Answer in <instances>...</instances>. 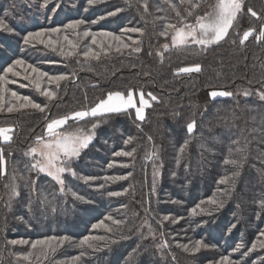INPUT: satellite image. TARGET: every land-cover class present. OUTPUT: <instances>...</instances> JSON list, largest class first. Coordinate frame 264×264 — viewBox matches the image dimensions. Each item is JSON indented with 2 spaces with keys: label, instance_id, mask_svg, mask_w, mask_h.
<instances>
[{
  "label": "trees",
  "instance_id": "obj_1",
  "mask_svg": "<svg viewBox=\"0 0 264 264\" xmlns=\"http://www.w3.org/2000/svg\"><path fill=\"white\" fill-rule=\"evenodd\" d=\"M146 2L147 9L145 0H97L93 4L48 0L46 6L44 0H0V19L15 30H0V75L16 59L26 62L23 68L17 67L20 77L8 75L16 83L6 86L0 111V128H13L10 141L0 138V264H220L224 256L236 264H264V248L259 246L264 241L260 236L264 232V99L260 97L264 92V40L257 38L264 30V0H243L225 39L206 47L170 46L173 31L167 36L161 32L167 24L178 28L195 24L197 17L211 12L216 0H192L199 5L194 9L181 0ZM110 12L117 14L109 16ZM73 20L85 24L79 26V36L67 31L69 39L79 45L75 55L68 56L64 54L69 51L63 40L64 25ZM56 27L62 31L51 34L53 40L59 37L55 50L38 41L24 43L27 32ZM131 28L143 31H123ZM88 29L111 32L121 40L97 36L93 45L91 37L82 36ZM249 29L255 31L241 43ZM135 41H139V52L132 51L137 47ZM122 44L130 47L117 52ZM88 47L101 53L98 61L83 58ZM27 65L50 76L69 74L73 78L60 82L59 87L44 78L41 91L57 94L49 100L23 78ZM194 65H200L201 71H180ZM129 90L143 91L150 102L144 121L130 108L69 120L60 129L89 132L98 125L92 142L70 165L77 177L63 175V193L56 181L31 167L36 158L26 153L37 144V137L47 138L49 122L88 110L110 92L127 95ZM12 91L48 107L45 112L26 108L9 113L11 103L19 107ZM212 91L233 95L213 99ZM193 120L196 128L189 133L187 124ZM130 136L133 140L126 144ZM133 148L130 157L114 155ZM231 160L237 163H225ZM129 172L132 175L126 180L103 179ZM80 177L96 179L84 183ZM125 190L118 197L108 195ZM210 199L223 206L208 203ZM197 205L204 211L193 214ZM109 215L125 223L116 227L106 219ZM166 215L172 219L163 220ZM102 219L113 227L112 232L93 229ZM65 236L69 241L37 261L31 242ZM85 236L104 240L94 242L93 248L82 247L79 241ZM12 240L30 243L11 245ZM200 240L208 247L198 252L178 246L193 248ZM254 242L257 248L249 252ZM237 245H242L239 252L234 251Z\"/></svg>",
  "mask_w": 264,
  "mask_h": 264
},
{
  "label": "snow or ice",
  "instance_id": "obj_2",
  "mask_svg": "<svg viewBox=\"0 0 264 264\" xmlns=\"http://www.w3.org/2000/svg\"><path fill=\"white\" fill-rule=\"evenodd\" d=\"M97 2V0H88L89 4H93ZM187 2L192 9L199 7L198 4H193L192 0H181V3ZM48 0H44V6H46ZM145 9H147V2L145 0L144 4ZM175 7V5H173ZM243 8V0H217V4L214 6V10L211 13L206 14L205 16H199L196 18L195 24H187L184 23L183 27H177L175 24H167L165 25V30L161 32L162 36H167L169 34V30L173 31L172 35V43L177 46H185L189 43L197 44L201 46H209L213 44H218L220 41L224 40L225 37L228 35L229 29L233 27V22L237 19V14L241 12ZM120 9H117L119 12ZM252 16H257V13L252 9H248ZM117 12H110L108 13L109 16H114ZM179 15V13H177ZM188 16L192 15V11L187 13ZM100 19H103L101 17ZM183 22V20H182ZM85 24L83 20H73L67 25H64L65 34L63 36V40L67 43L69 47V51L64 53L65 55L72 56L75 55V51L79 48V45L74 42L73 40L69 39L67 34L68 30H71L77 36L80 33L77 31L79 26ZM0 30H4L7 32H14L15 30L10 28L3 19H0ZM62 29L59 27L50 28V29H41L36 32H27V34L23 37L25 44H30L33 41H38L41 44H47L49 47H52L54 50L59 43V37L56 40L52 39L51 34L61 33ZM123 31H131L133 33H142L141 28H131V29H124ZM255 29H249L245 31L243 34V41L247 40L249 36L253 34ZM45 34H49L47 39H45ZM82 36L87 38L91 37L92 44H97V36L108 37L113 39L114 41H120L121 37L116 36L114 33L111 32H103V33H93L90 29L85 30L82 33ZM258 39L264 40V30L259 33ZM134 43L137 44V47L133 48L132 51L139 52L141 49L139 47V41H135ZM101 49L105 47L103 42H101ZM107 47H111L110 45ZM130 47L129 44H122L120 47H116L117 52H121L123 49H128ZM164 48L167 49L168 45L165 44ZM61 51L63 49L61 48ZM107 54V53H105ZM83 58L87 60H99L101 53L96 51L93 47H88L87 50L83 51L82 53ZM25 61L22 59H16L12 64H10L5 70L2 75H0V111L4 109V97L6 86L9 83H16V80H9L7 77L11 74L14 77H20L21 71H17V67H22L25 65ZM30 70V72H28ZM24 71L28 74L24 75L23 78L25 80H29L31 85L35 87L37 91H41V82L44 78H47V82L49 84H56L59 87L60 82L62 81H69L73 78L72 75L69 74H60V75H52L50 76L49 73L41 71L40 68H37L33 65H27V68ZM182 72H200L201 66L194 65L191 67H185L181 69ZM32 74H35L33 76ZM29 85H22V87H28ZM11 97L14 100L19 101V107L15 103H11L10 106L7 107V111L9 113L13 111H19L20 109L32 108L36 109L40 112H45L46 108L48 107L46 104L41 105L31 99L29 96H21L17 92L12 91L10 93ZM41 95L48 97L49 100H54L56 98V92L50 90H43L41 91ZM233 93L228 91H212L210 92L211 98L216 97H230ZM245 96L249 95L248 92L244 93ZM148 96L151 97L152 100H156L155 96H152L151 93H148ZM261 99H264V92L260 93ZM139 101L140 106L137 107L134 98L133 92L129 90L127 95L123 92L116 91L110 92L107 94L105 99L100 100L94 107L83 110V111H76L71 113L70 115H65L59 119L52 120L47 124V138L45 137H37V146L32 147L26 155L31 156L33 158L39 157L35 159V163L31 165L32 168L36 169L38 172L51 177L54 181H56L60 185L61 193L64 192V179L63 175L65 173L70 174L73 178L77 177V173L74 169L70 167L71 163L74 160L79 159L81 152L86 149L89 144L92 142L95 136V128L98 125L94 124L92 129L89 132H85L83 129H78L76 131H65L60 132L58 129L62 128L64 125L68 123L69 120L73 121H80L84 120L87 117H96L98 115L104 114H118L121 112H126L129 108L135 109V115L140 121L145 120V108L150 106L149 100L145 99V94L143 91L139 94ZM196 128V121L193 120L192 122L187 124V131L192 133ZM11 129L0 128V138L3 139L4 142H8L12 139L9 133ZM151 139V137H149ZM133 137H128L125 141L126 144L131 143ZM135 152V148L131 151H117L114 153L115 156H132ZM155 154V153H154ZM3 156V149L0 148V163H3L2 160ZM225 163L236 164L235 160L225 161ZM112 167L113 165L110 163L108 165ZM125 167L127 165H124ZM132 173L129 172L126 176L120 177H104L105 181L109 180H126ZM80 179L84 183H89L90 181L96 179L95 177H80ZM15 180V177H13ZM221 183H227V180H222ZM100 188H103L104 185H100ZM127 190L124 192H110L108 193L109 196L118 197L124 195ZM13 196L18 195L16 191L15 184L13 185ZM76 199H83L73 193ZM210 204H217L219 207H222L223 204L218 203L215 199H210L208 201ZM199 209L200 212H203L204 209L200 208L199 205L194 207L191 211L193 214L197 213ZM107 220L111 221L113 225L116 227L121 226L125 223L124 220L121 219H114L111 215L106 217ZM172 219L171 216H164L163 220H170ZM93 229L104 228L107 232H112L113 227L106 224L105 221L102 219L98 221L96 224L92 225ZM235 227V225H233ZM261 237H264V232L260 233ZM69 237H46L41 240H36L31 242V248L36 251L37 253V261L39 262L41 259H47L50 254H54L56 247L61 246L63 243L69 241ZM104 237L100 236H85L80 241L79 244L83 246H87L88 248H93L95 246L94 242L102 241ZM30 242L27 240H12L10 241L11 245H24L29 244ZM167 246V242L165 241V245ZM182 247L185 251H192L198 252L200 251L201 247L207 248L208 245L204 243L203 240L197 241L193 248H189L187 244L178 245ZM260 247L264 248V241H261L259 244ZM242 245H237L234 251L239 252ZM257 248V243H253L250 251H254ZM242 255H248V252L242 253ZM31 256V253L29 254ZM29 256H25L24 259H29ZM73 259H79V257H75ZM211 264V262H210ZM220 264H236L235 261H232L229 256H224L221 258Z\"/></svg>",
  "mask_w": 264,
  "mask_h": 264
},
{
  "label": "crops",
  "instance_id": "obj_3",
  "mask_svg": "<svg viewBox=\"0 0 264 264\" xmlns=\"http://www.w3.org/2000/svg\"><path fill=\"white\" fill-rule=\"evenodd\" d=\"M139 94H140V93H138V94H137V93H133V98H134V101H135L137 107L140 106ZM145 99H147V98L145 97ZM129 109H130V108H129ZM145 110H146V108H145ZM5 129H11V131H10L9 133H7L8 135L11 136V133H12V131H13V128H11V127H6ZM60 129H61V128H60ZM60 129H58V130H60ZM2 140H3V139H2Z\"/></svg>",
  "mask_w": 264,
  "mask_h": 264
},
{
  "label": "rangeland",
  "instance_id": "obj_4",
  "mask_svg": "<svg viewBox=\"0 0 264 264\" xmlns=\"http://www.w3.org/2000/svg\"><path fill=\"white\" fill-rule=\"evenodd\" d=\"M216 4H217V0H216V2H215V5H216ZM215 5H214V6H215ZM213 10H214V7H213V9L211 10V12H213ZM211 12H210V13H211ZM238 14H239V13H238ZM238 14H237V15H238ZM182 27H183V26H182ZM170 46H177V45H174V44L172 43V40H171ZM147 100H148V99H147ZM58 131H60V130H58ZM60 132H61V131H60ZM36 146H37V144H36L34 147H36ZM38 158H39V157H36V159H38ZM42 174H43V173H42Z\"/></svg>",
  "mask_w": 264,
  "mask_h": 264
}]
</instances>
